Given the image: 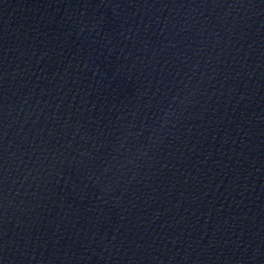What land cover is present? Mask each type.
Wrapping results in <instances>:
<instances>
[{"label":"water","instance_id":"1","mask_svg":"<svg viewBox=\"0 0 264 264\" xmlns=\"http://www.w3.org/2000/svg\"><path fill=\"white\" fill-rule=\"evenodd\" d=\"M0 264H264V0H0Z\"/></svg>","mask_w":264,"mask_h":264}]
</instances>
